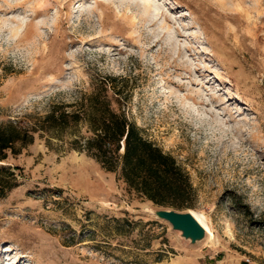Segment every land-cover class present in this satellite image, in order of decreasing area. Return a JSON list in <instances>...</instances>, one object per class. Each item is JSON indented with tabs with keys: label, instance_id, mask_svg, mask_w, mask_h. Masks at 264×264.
<instances>
[{
	"label": "rangeland",
	"instance_id": "1",
	"mask_svg": "<svg viewBox=\"0 0 264 264\" xmlns=\"http://www.w3.org/2000/svg\"><path fill=\"white\" fill-rule=\"evenodd\" d=\"M107 76L212 239L191 245L72 136L41 132L0 162V264H264V0H0V123Z\"/></svg>",
	"mask_w": 264,
	"mask_h": 264
},
{
	"label": "trees",
	"instance_id": "2",
	"mask_svg": "<svg viewBox=\"0 0 264 264\" xmlns=\"http://www.w3.org/2000/svg\"><path fill=\"white\" fill-rule=\"evenodd\" d=\"M115 81L111 76L93 80L90 91L74 105L54 106L33 124L1 122L0 162L19 155L41 132L59 140L72 136L73 149L117 173L130 192L156 206L189 209L192 186L187 173L128 118L126 96ZM1 172L13 176L10 169Z\"/></svg>",
	"mask_w": 264,
	"mask_h": 264
},
{
	"label": "water",
	"instance_id": "3",
	"mask_svg": "<svg viewBox=\"0 0 264 264\" xmlns=\"http://www.w3.org/2000/svg\"><path fill=\"white\" fill-rule=\"evenodd\" d=\"M153 216L165 221L171 230L191 245L203 244L207 240V231L194 216L193 212L187 210H176L170 207L152 205L146 207Z\"/></svg>",
	"mask_w": 264,
	"mask_h": 264
},
{
	"label": "bare ground",
	"instance_id": "4",
	"mask_svg": "<svg viewBox=\"0 0 264 264\" xmlns=\"http://www.w3.org/2000/svg\"><path fill=\"white\" fill-rule=\"evenodd\" d=\"M193 214H194V216L197 218V220L202 224V226L206 229L207 234H208V236H207V240L210 241V240L212 239L213 235H212V233H211V230H210L209 227L207 226L205 220L203 219V217H202L200 214H198V213H193ZM204 243H205V242H204Z\"/></svg>",
	"mask_w": 264,
	"mask_h": 264
}]
</instances>
